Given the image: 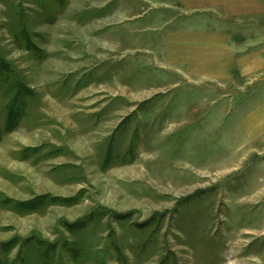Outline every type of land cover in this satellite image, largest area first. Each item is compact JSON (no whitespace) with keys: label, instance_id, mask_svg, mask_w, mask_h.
Returning a JSON list of instances; mask_svg holds the SVG:
<instances>
[{"label":"rangeland","instance_id":"obj_1","mask_svg":"<svg viewBox=\"0 0 264 264\" xmlns=\"http://www.w3.org/2000/svg\"><path fill=\"white\" fill-rule=\"evenodd\" d=\"M232 23L0 0V264H264V8Z\"/></svg>","mask_w":264,"mask_h":264},{"label":"crops","instance_id":"obj_2","mask_svg":"<svg viewBox=\"0 0 264 264\" xmlns=\"http://www.w3.org/2000/svg\"><path fill=\"white\" fill-rule=\"evenodd\" d=\"M190 9L205 10L218 14L224 20L233 22L246 33L248 18L251 14L261 12V0H183Z\"/></svg>","mask_w":264,"mask_h":264},{"label":"trees","instance_id":"obj_3","mask_svg":"<svg viewBox=\"0 0 264 264\" xmlns=\"http://www.w3.org/2000/svg\"><path fill=\"white\" fill-rule=\"evenodd\" d=\"M23 91V90H22Z\"/></svg>","mask_w":264,"mask_h":264}]
</instances>
